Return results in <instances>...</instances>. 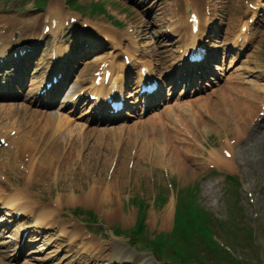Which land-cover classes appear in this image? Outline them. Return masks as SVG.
Returning a JSON list of instances; mask_svg holds the SVG:
<instances>
[{"label": "rangeland", "instance_id": "rangeland-1", "mask_svg": "<svg viewBox=\"0 0 264 264\" xmlns=\"http://www.w3.org/2000/svg\"><path fill=\"white\" fill-rule=\"evenodd\" d=\"M98 1V0H96ZM103 1V0H102ZM124 1H127V0H108L106 2V6H107V10L109 11V13L111 14V16H113L115 19L117 20H120V21H128L127 22V26L131 25L134 29H135V25L136 24H139L138 27L145 25V29L149 28V32H147L145 34V36L143 35V42H144V45H147V46H152L154 47V43L157 41L155 40V37L154 36H161V34H163V26L162 28L159 27L157 28L155 23L154 24H151L150 22H146L145 20H141L140 21H136L137 19H135V14H131L129 12H124L122 10L123 6L126 5V3ZM220 1V0H219ZM228 0H224L223 3H220L219 5V13L223 12V14H228V7H225L224 4L227 2ZM124 2V4H122L121 7L119 6H116L115 3H122ZM14 3V2H13ZM84 3L88 4V0L84 1ZM229 4V7L231 8L232 6V3L231 2H227ZM166 5L164 6V9H165ZM73 12L75 13H78V10H76V8H73ZM64 11H67L66 8L64 9ZM13 13V16L16 18L17 17V14L12 12ZM134 13V12H132ZM166 13V10H163L162 12V16L159 17L157 16V19L160 21H163V16L164 14ZM36 14H42L41 12H38V13H35L34 15ZM231 17V16H230ZM101 19H104L102 16L100 17ZM93 19V18H92ZM105 20V19H104ZM106 22H108L107 20H105ZM232 21V20H231ZM155 25V26H154ZM158 25V24H157ZM126 30V28H118L116 29L115 31L117 32H121V31H124ZM114 32V31H113ZM118 34V33H116ZM165 42V40H162L161 41V45ZM160 44V42H159ZM158 44V46H160ZM143 45V47L145 48V46ZM161 50L162 49H156L154 55L157 57L159 56V54L161 53ZM170 51H172V49H170ZM264 51V50H263ZM169 58H170V54H168ZM251 61L249 59H247L244 63V65L241 67V73H243L245 71V75L244 77L245 78H249V79H252V78H261L262 75L261 74H253V72L251 73L252 71V65H251ZM226 81L223 80L221 83H224ZM231 87H232V92L233 93H243V94H248L249 93V90L250 88H245L246 90L244 89H240L237 85V81H233L231 84ZM233 85V86H232ZM223 86V85H222ZM241 90V91H240ZM213 89L210 90V92H212ZM209 92V94H210ZM215 93V94H214ZM220 93L221 92H218L217 90L213 91V94L215 95V97L212 96H208V99H209V105H213V106H216L217 103L219 102V98H220ZM208 94L206 93L205 96H207ZM217 95V97H216ZM232 95V94H231ZM233 96V95H232ZM207 98V97H206ZM235 97L233 96V99ZM190 102H185V103H182V109L185 111V107L189 104ZM180 104H176L175 107H178ZM231 106V105H229ZM221 114H224L223 112L220 111ZM181 114L182 116L184 117V114L183 112L181 111ZM189 114H185V118H189V120H191V116H188ZM225 115V114H224ZM161 118L162 119L165 117L162 112L158 115L157 118ZM225 117V116H224ZM24 118H26V121H28L29 119H27V116H24ZM30 118V117H29ZM161 119V120H162ZM21 121H23V119H20ZM158 120V119H156ZM13 120L10 119V120H7L6 123H10L12 122ZM158 123L156 124H160L162 125L163 123H167L169 124V127L166 126L165 127V131H168L171 130L172 133L173 132V126H172V123L167 120H162L160 121V119L157 121ZM192 122H190L189 124L191 125ZM198 125H200L201 123V118L200 119H197V122H196ZM30 125V123H29ZM133 124L131 123V126ZM219 125H221V123H219ZM219 125L217 126L219 129H220V135L222 137V128L219 127ZM216 127V129L218 130V128ZM200 128V127H199ZM217 130H216V134H217ZM89 132V131H88ZM92 131L89 132L90 136L92 137L90 140H88L85 144H84V152H81L77 149V146L78 144H75L74 147H72V153L70 155H72L73 159L79 161V163H75L71 169V173H72V176L75 178L73 181H76V180H79L80 182L81 181H85L87 182V179H89V181H91L90 178L92 177H96L97 180H100V178L102 179L101 182L104 181V178H106L105 176V173L108 171V168L110 167L109 163L111 164V162L109 161L110 158H112V156L114 154L117 153V150L115 151V146H116V142L118 140L121 141V136L120 138L117 136L116 137V142L113 143L112 147L109 148L108 144L106 142H109L110 139L112 138H109V139H102V136H101V133L102 130H100L97 134L100 135L98 136L97 134L96 135H93L91 134ZM43 133V132H41ZM153 135L154 137H156L154 140L153 139ZM161 135V132H160V129H156L154 131V133L152 132H149L148 133V145L150 147H155L156 146V143L155 141H157ZM143 136H145V132L143 134ZM145 138V137H144ZM143 138V140H144ZM220 138L219 135H216V138ZM137 139V138H136ZM43 140V138H42ZM132 140H135V137L132 136ZM142 140V141H143ZM177 140H180L181 142V146L183 147V150L184 151H187V150H190L191 152H193L195 155L197 156H200L203 154V152H198L196 151L198 148H187V140L184 139L183 137L179 136L177 137ZM35 142V141H34ZM33 142V143H34ZM32 143V144H33ZM40 143V142H39ZM214 143V140L213 141H209L208 144L211 145ZM34 145L36 147H34L33 150H39L40 147H37L38 146V143L35 142ZM100 147V148H99ZM135 147L133 142H131V144H124L123 146V150H124V153H121L120 154V164L121 166H119L117 169V172H115L114 176H113V182L117 181L122 184H126V183H123L125 182V177H126V168L127 167V159H128V154L130 152V149ZM258 148L260 149H250L252 151H255V150H258V151H263L264 152V145H260V146H257ZM41 148H42V145H41ZM92 148H95V149H92ZM139 148V149H138ZM137 149H138V153H139V150H140V146H137ZM173 151H176L174 153H172L173 157H177L175 158V161L177 162V159H179V163L182 164V166H186L187 170L185 169V173L184 174H181L179 172H181V168H179L178 172H175L174 174H171V178L172 180H177V182L179 183V187H177V189H185L189 186V184L193 181V182H197V177H201V180H199L198 182L201 183L203 186H201V190H200V195L202 192H204L206 194V198H203L201 196H199L197 198V201L203 205V206H206L207 209L210 211V213H212V210L208 207V202L210 203V201H214V200H217L219 201L220 205L222 206V210H220V212L223 214V215H228V218L225 220L226 222H230L232 220L231 218V213L229 211V208L231 207L232 203L234 202L233 200L236 198L237 199V203H239V206L240 208L236 207L237 209L235 210V212L238 214V218L240 219V221L236 219L237 221V225L239 227V232L237 231L238 229L236 227H234L233 225H229V226H226L224 228H221L219 225V223H217L216 225V232L218 233L219 236H221V238L223 240H225L226 242H229L230 244H232L235 249L237 251H239L241 254H243L245 256V258L250 259L251 261L254 260L256 261L257 263H259V259L262 257L263 259V264H264V253L261 252L259 258H256V252L253 250V248H251V246L249 245V242L247 240V237L245 236V230L246 228H253L256 232V237H257V242L259 245L263 246L264 247V220L261 219L258 223H255V221H253V211H252V207L248 204L247 202V198L244 196L243 192H241V190H238V194L237 196L234 195L233 193H231L230 191H226V189L224 188V186H217L211 179V177H213V179L216 181L217 177L216 175H211L209 173H207L204 169V164H203V161H201L200 159H193L194 161H190L189 163L186 162L184 160V158H189V156H187L186 154H184V156H182V154L180 155L181 158H179L180 156L178 155V150L173 148ZM70 151V150H69ZM94 152V157H93V165H88V164H91V163H88V164H85V165H81V162H84L85 160L89 159L91 156H93V153ZM154 154H153V159L152 160H149L148 158H144L143 156L139 158L138 162H136V165L134 167V170H135V173L138 174H142V172H136V169H140V170H144L145 171V174L144 176L143 175H140L141 177L145 178L146 180V186H147V189H148V192L151 191V186L147 183V174H146V171H147V167L149 166V164H152V165H157L158 163V170H160V165H159V157L158 155L156 154V151H153ZM123 156H125V159L122 160ZM184 162H183V160ZM255 159L257 158H254L253 161H255ZM104 163H106V165H104ZM254 163V162H253ZM61 165H63L62 163L60 164V167ZM65 166V165H64ZM64 166H62L61 168H63ZM175 166V165H174ZM89 172L91 174H89ZM120 172V173H119ZM251 173L252 174H248V172L246 173V186L248 188H250L252 190V192L261 199L262 203H264V194H263V191H262V187L264 186V172L262 173H257V172H253L251 170ZM139 177L138 180L141 178ZM156 179H157V189L160 191V192H164L165 194H167V189H166V186L164 184V180H163V177H162V174H158L156 176ZM69 181H71V179H69ZM69 181H67V186L69 187L71 185V183H69ZM197 182V183H198ZM139 183V181H138ZM188 185V186H186ZM156 187V186H155ZM154 187V190H156V188ZM64 192H68V190L64 189ZM134 216V215H133ZM134 221V218H132L131 220V224L133 223ZM156 223L157 225L152 229V230H156L158 232L160 231H163L161 229V226H160V222H158V218L156 220ZM257 225V226H256ZM243 229V230H242ZM150 230V229H149ZM170 230V226L166 229V231ZM151 231V230H150ZM236 233L238 237L235 238V241L234 236H232L233 233ZM165 233V232H164ZM227 237V238H226ZM229 237V238H228ZM151 235H148V238L147 239H143L142 242H143V245H148V243L151 242ZM141 242V244H142ZM211 256V255H210ZM208 256V258L212 261H215V260H218L215 256L210 257ZM253 262V261H252Z\"/></svg>", "mask_w": 264, "mask_h": 264}, {"label": "bare ground", "instance_id": "bare-ground-1", "mask_svg": "<svg viewBox=\"0 0 264 264\" xmlns=\"http://www.w3.org/2000/svg\"><path fill=\"white\" fill-rule=\"evenodd\" d=\"M187 1V0H186ZM214 8H215V5H214ZM200 25V27H201V24H199ZM110 34V33H109ZM0 38L3 40L5 37H6V40L9 42V43H11V35H10V32L7 30L6 31V34L5 35H3L2 36V33L0 32ZM20 41L18 40L17 41V43H19ZM218 69H222V68H218ZM228 88V87H227ZM227 88H225V90L227 89ZM225 90L224 91H222V93H224L225 92ZM224 96H225V99H227V95L226 94H224ZM199 102L200 101H202L201 99H199L198 100ZM239 102V101H238ZM240 104L239 105H242L243 107H247V108H249L250 110L252 109V107L250 106V105H248V104H246V103H244V102H239ZM203 105H205V104H203V103H198V102H193L192 104H190L189 106H188V112H193L195 109H199V107L202 109V110H204L205 109V106H203ZM167 108H168V111H170V110H173V109H175V110H180V108H182V106H179V107H177V108H175L174 106H167ZM200 110V109H199ZM202 110H200V111H202ZM16 111V110H15ZM18 114H19V116H21V112L19 111V112H17ZM209 118H210V120H212V121H214L215 120V118H214V116L212 115V114H208L207 115ZM6 118H9V117H11V116H5ZM176 118H178V119H182L181 120V127H183L184 129L185 128H187L191 133L192 132H194L195 130H194V125H195V123L197 122L196 121V119H191V120H188V119H185V118H182V117H180V116H178V117H176ZM190 122H192L193 123V128H191V126H190ZM15 123H17V122H14V124ZM152 123V121H146L145 123H142V124H144L145 125V129H147L148 128V124H151ZM206 123H208L209 125H211L212 124V122H207L206 121ZM22 126H19V128H21ZM124 126H122L121 128H118V129H116V130H105L104 131V134H103V136H105V135H109V131H112V132H115V134H119V135H122L123 134V132L125 131V129L123 128ZM154 129V128H153ZM152 129V130H153ZM148 132H149V130H147L146 132H145V134L146 135H148ZM196 132H197V130H196ZM164 134H167L166 132L164 133ZM195 134V133H194ZM196 135V134H195ZM262 136H264V133L263 134H261ZM166 136V135H165ZM168 137H169V139H173V140H175L176 141V143H177V139H176V137L174 136V135H172V133H170V134H168ZM163 138H164V136H163ZM155 139V137H153V139L152 140H154ZM47 142L48 143H52V139H51V137L49 136L47 139ZM261 140H264V137L261 139ZM164 141H166V140H163L162 141V143L164 142ZM156 143H159V141H156ZM80 144H81V142H80ZM82 145V144H81ZM60 146H61V144H60ZM176 146V144L175 145H173V148ZM92 149H95V148H92ZM162 150L163 151V144H162V146L160 147V148H156L155 147V151H157V150ZM174 152H176V151H173L172 153H174ZM93 154V156H91L89 159H87V160H85L84 162H81V165H85V164H88V163H91V164H88V165H93L92 163L94 162L93 161V157H94V152L92 153ZM153 154H154V152L152 151V149H151V147L148 145V140H147V137L145 136V138H144V140L142 141V143H141V147H140V150H139V156H143L144 158H149V159H151L152 157H153ZM178 155L180 156V152L178 151ZM175 158H177V157H173V155L171 154V157H169V166H170V168H171V170H172V173L173 172H175V167L176 168H181V172H179V173H181V174H184L185 173V169L187 170V168H186V166L184 165V166H182V164H180L179 163V159H177V162L175 161ZM179 158H181V156L179 157ZM123 159H125V156H123V158H122V160ZM111 160H112V158H110L109 159V161L111 162ZM216 161H220L221 163H222V165L223 166H229V164L231 163V161H229L228 159H226V158H224L223 156H221V155H217L216 156V159H215ZM215 160H213L212 162H215ZM76 163H79L78 161L76 162ZM104 165H106V163H104ZM109 165H111L110 163H109ZM175 165V166H174ZM89 174H91L90 172H89ZM143 176H144V174H143ZM113 189V187H106V190L107 191H111ZM103 192H106L104 189H103ZM95 193V191H90V194H94ZM99 199H100V197H98ZM102 199L104 200V201H101L103 204H105L107 201H108V199L106 200V198H105V194L102 196ZM39 213L40 214H45V207H43V206H41L40 207V210H39ZM8 217V215H5V216H3L2 217V220H0V222L2 223V225L3 224H5V221H6V219L5 218H7ZM1 228H3V226L1 227ZM130 257H127L126 259H125V264H127V262H130V264H135V257H134V255L132 256V255H129ZM119 261V260H118ZM119 263H121L120 261H119ZM0 264H4V262H1L0 261Z\"/></svg>", "mask_w": 264, "mask_h": 264}]
</instances>
